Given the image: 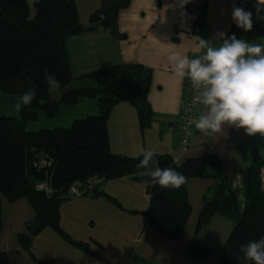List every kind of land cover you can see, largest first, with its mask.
Masks as SVG:
<instances>
[{
  "label": "trees",
  "instance_id": "obj_1",
  "mask_svg": "<svg viewBox=\"0 0 264 264\" xmlns=\"http://www.w3.org/2000/svg\"><path fill=\"white\" fill-rule=\"evenodd\" d=\"M129 3L130 0H101V5L89 16V25H85L80 19L76 0H35L32 6L29 0H0V93L21 96L33 87L38 92L30 105H22L20 118H17L18 114L0 113V194L9 202L25 198L35 210L34 218L26 222L27 230L18 233L19 242L30 250L34 236L51 227L78 249L94 253L90 241L75 239L63 227L62 204L72 197L69 189L75 181L89 184L92 177H97L98 182L86 188L82 195L107 196L115 202L116 199L105 193L100 183L126 175L148 185L150 207L144 212L148 224L158 233L177 239L182 236L193 210L187 180L215 178L212 195L203 197L196 233L217 213L232 218L235 225L223 246L221 262L239 264L236 258L243 255L241 245L264 236V158L261 154H257L249 166L243 208L225 175L219 153L187 157L183 161L156 153L159 166L175 168L186 177V183L179 189L153 186L151 178L143 174L145 169L137 167L143 158L141 155L128 156L111 150L107 124L112 107L123 100L137 109L142 127L151 124L153 109L149 91L153 70L150 67L122 63L92 71L83 77L93 79L98 86L69 88L58 99L47 90L43 79L46 70L55 73L61 87L75 78L68 36L99 27L109 28L121 36L118 12ZM254 4L255 0H239L237 5L253 13V29L245 32L232 21L227 35L235 34L246 41L262 40L264 21L256 19ZM182 9L198 13L196 27L203 29L204 37L205 4H186ZM215 43L219 46L218 40ZM114 76L123 78L124 92H117L109 85ZM81 97L97 98L99 112L76 118L70 126L27 128V124L37 120L41 113L54 117L64 105L76 104ZM39 181L49 182L54 192L48 195L38 190L36 184ZM186 253L190 258H205L211 255L212 247L194 240ZM0 264H10V261L0 257Z\"/></svg>",
  "mask_w": 264,
  "mask_h": 264
},
{
  "label": "crops",
  "instance_id": "obj_2",
  "mask_svg": "<svg viewBox=\"0 0 264 264\" xmlns=\"http://www.w3.org/2000/svg\"><path fill=\"white\" fill-rule=\"evenodd\" d=\"M76 1L81 21L89 25V20L84 21L87 15L81 12V1ZM238 1L189 0L186 4H205L204 11L208 20L205 29H212L216 36L217 31L228 34L233 21L232 5H238ZM93 6L89 7L90 14ZM182 7L180 0H130L129 5L118 12L121 36L103 27L69 35L67 43L75 78L52 93V97L60 98L69 88L98 86L96 81L83 75L111 65L139 63L150 67L153 70L149 91L153 109L151 124L141 126L138 111L129 101L116 103L107 123L111 150L123 155L139 156L141 149H151L157 154H168L178 161L187 157L219 153L225 175L243 208L249 166L257 154L264 158V137L259 134L248 135L243 128L225 125L222 132L213 135H205L196 130L191 148L187 151L181 149V113L187 78L181 80L173 75L167 55L172 51H181L190 58H195L200 54L196 51V46L203 36V29L201 31V28L196 27L198 13ZM249 42L264 44V36L260 41ZM109 85L117 92H124L121 76L112 77ZM0 98L10 104L11 109L10 112H4L6 108L1 111L0 107V113L15 115L17 98L1 94ZM203 110L200 105V112ZM98 112L97 98L81 97L76 104L64 105L54 117L41 113L37 120L27 124V128L38 130L70 126L76 118ZM48 118L52 121H44L43 124L39 122ZM215 183V178L193 177L187 180L193 210L182 236L177 239L158 233L148 224L144 214L150 207L148 185L131 175L100 183L105 193L116 199L115 202L107 196L96 198L88 194L67 199L63 202L61 211L66 206L70 218L67 216L68 221L64 222L62 211V225L75 239L90 241L94 253L78 249L51 227L44 228L34 236L31 249H27L19 242L18 233L27 230L26 222L34 218L35 210L25 198L9 202L0 194V257H7L10 264H125L128 260L130 264H224L221 262V254L234 228V220L217 213L196 233L203 197L211 192ZM262 184L264 186V169ZM117 216L130 223L138 221L142 225L145 222L136 245L131 244L120 257L113 255L115 251L111 248H117L118 244L114 246L110 234H107V228H112L111 220ZM82 218L86 219L85 225L92 231L90 234L82 233ZM98 223L106 227L99 234ZM194 240L211 246V255L199 259L187 256V248Z\"/></svg>",
  "mask_w": 264,
  "mask_h": 264
},
{
  "label": "clouds",
  "instance_id": "obj_3",
  "mask_svg": "<svg viewBox=\"0 0 264 264\" xmlns=\"http://www.w3.org/2000/svg\"><path fill=\"white\" fill-rule=\"evenodd\" d=\"M188 2L180 0L181 7ZM254 8L256 19L264 21V0H255ZM232 19L245 32L253 29V13L235 3ZM214 40L221 41L219 46H214L213 40L200 37L196 46L200 54L195 58L181 51L167 55L173 75L190 81L193 89L191 105H202L204 109L198 115L194 114L189 124L205 135L220 133L225 125H230L245 129L248 135L264 137V44L221 31H217ZM43 79L49 94L61 87L51 71L46 70ZM37 95V89L33 87L19 97L14 105L17 118H20L22 105H30ZM140 155L143 158L137 167L145 169L143 174L151 178L153 186L179 189L186 183V177L175 168H161L153 150L141 149ZM240 252L243 255L236 258L239 264H264V236L241 245Z\"/></svg>",
  "mask_w": 264,
  "mask_h": 264
},
{
  "label": "rangeland",
  "instance_id": "obj_4",
  "mask_svg": "<svg viewBox=\"0 0 264 264\" xmlns=\"http://www.w3.org/2000/svg\"><path fill=\"white\" fill-rule=\"evenodd\" d=\"M81 1L80 5H81V12L82 14H86L87 15V19H84V21L89 20V15L90 13L88 12L89 7L92 5H94L91 9L92 11H94L96 8H98L101 5V0H79ZM31 6L34 4V0H29ZM88 12V13H87ZM34 14V12L32 13ZM206 21L207 18H206ZM208 24V23H207ZM212 30V29H211ZM213 31V30H212ZM214 34V33H213ZM215 37V35H214ZM1 95H5V96H15L17 98V100L19 99L20 96L18 95H8V94H3L0 93ZM6 101H4L3 99L0 98V107H1V111L4 109L6 111L4 112H10V104H8ZM17 114V113H15ZM46 119V118H44ZM40 120V123H44V121H52L50 120V118H48L47 120ZM55 119H59V118H55ZM181 137V136H180ZM195 137V136H194ZM194 137H193V141H194ZM180 145H181V140H180ZM193 145V143H192ZM209 195H212V192H209ZM63 215H64V222L68 221L67 216L70 218L69 214L70 212L68 211L66 206H63ZM81 229L83 230V234L87 235L90 234L92 231L90 229H88L89 226L85 225V218L81 219ZM112 221V228H107V234H110V238H112V241H114V244H118V246H116L117 248H111L113 249V251H115V253L113 254L115 257H120L122 256L124 253H122L123 251H125L131 244H135L138 242V238L139 236H141L143 228L145 226V222L140 225V223L138 221H133L132 223H130L129 221H126V219L123 220V217L121 218V216H117L116 219L113 218ZM109 227V226H108ZM47 228V227H46ZM97 234H99V232H103L104 230H106V227L104 226V224L98 223L97 224ZM54 232V230H52ZM115 246V245H114ZM136 247V246H135ZM127 262H130L129 260ZM126 262V263H127Z\"/></svg>",
  "mask_w": 264,
  "mask_h": 264
},
{
  "label": "built area",
  "instance_id": "obj_5",
  "mask_svg": "<svg viewBox=\"0 0 264 264\" xmlns=\"http://www.w3.org/2000/svg\"><path fill=\"white\" fill-rule=\"evenodd\" d=\"M204 39L212 41L213 45L216 46L215 40H214V34L213 31L208 28V31H206ZM193 95V89L190 84V81L187 78L186 85H185V95L184 100L182 104V113H181V133H180V140H181V149L183 151H187L191 148L193 143V137L195 136L196 129L194 125L189 124V119L194 114L200 113V105L193 107L191 105V98ZM175 161H178L175 159ZM98 182L97 177H92L89 180V184H83L81 181H75L70 189H74L73 191H70L69 189V195L70 196H81L84 191H86V188H91L95 183ZM37 189L45 191L48 195H51L54 190L50 186L49 182L47 181H39L36 184ZM125 264H130V262H127Z\"/></svg>",
  "mask_w": 264,
  "mask_h": 264
}]
</instances>
